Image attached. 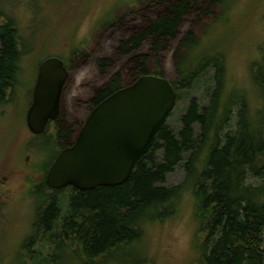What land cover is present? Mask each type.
I'll return each mask as SVG.
<instances>
[{"label":"trees","instance_id":"trees-1","mask_svg":"<svg viewBox=\"0 0 264 264\" xmlns=\"http://www.w3.org/2000/svg\"><path fill=\"white\" fill-rule=\"evenodd\" d=\"M231 2L139 0L140 7L149 10L154 5L158 9L150 12L121 51L128 56L149 44L150 53L132 57L123 71L97 92L92 108L142 76L164 77L158 55L177 39L183 19L191 14L206 33L201 39L197 26L193 27L180 42L177 81L171 83L177 104L184 93L197 87L207 103L192 98L178 132L167 126L174 109L152 149L122 186L52 192L44 181L35 185L32 192L44 195L45 208L37 212L34 234L22 246L21 263L24 250L30 264H62L68 253L72 261L99 264L122 246L131 247L142 240L146 223L168 217L171 204L190 193L196 201L199 232L205 238L198 264H264V47L250 66L251 88L244 90L229 87L226 56L217 41L207 40L213 26L226 22ZM207 20L212 23L205 26ZM117 23L123 24V20ZM0 43L3 104L15 86L24 56L21 37L10 20L0 22ZM74 52L73 65L87 56L84 50ZM110 65L99 62L103 71ZM64 116L61 111L54 125L60 150L75 139ZM52 161L41 175L48 172ZM179 167L186 173L183 183L165 188L168 177ZM62 193L68 197L61 198ZM36 241L50 248L44 258L30 251Z\"/></svg>","mask_w":264,"mask_h":264},{"label":"rangeland","instance_id":"rangeland-1","mask_svg":"<svg viewBox=\"0 0 264 264\" xmlns=\"http://www.w3.org/2000/svg\"><path fill=\"white\" fill-rule=\"evenodd\" d=\"M230 4L226 22L213 26L207 40L217 41L226 56L229 87L250 90V66L264 47V0H232ZM140 6L139 0H0V22L12 21L24 52L15 86L6 102L0 104V264H30L24 250L20 262V251L34 234L36 214L45 208V198L32 192L34 185L27 182L26 176L33 168L43 172L60 148L56 137L36 138L27 126L39 66L52 57L65 62L69 79L61 111L76 137L92 111L97 92L120 74L132 57L150 53L149 44L128 56L121 51L135 31L143 27L150 12L158 9L154 5L149 10ZM120 19L123 24H115ZM206 23L205 26L212 21ZM193 27L202 39L206 29L196 25L195 14L188 15L179 27L177 39L158 55L164 77L170 82L177 81L176 52L180 42ZM82 49L86 58L73 65V52L83 53ZM100 61L111 65L103 71ZM195 97L207 103L200 87L184 93L168 127L181 130L180 120ZM185 177L179 167L164 187L179 186ZM64 193L61 198L68 197ZM195 202L190 193L175 200L167 210L168 217L145 224L142 240L131 247L122 246L99 264H138L145 260L149 264H198L205 238L195 219ZM37 241L30 251L44 258L50 248ZM61 263L82 264L72 261L69 253Z\"/></svg>","mask_w":264,"mask_h":264},{"label":"water","instance_id":"water-1","mask_svg":"<svg viewBox=\"0 0 264 264\" xmlns=\"http://www.w3.org/2000/svg\"><path fill=\"white\" fill-rule=\"evenodd\" d=\"M69 71L52 57L38 69L27 126L41 135L57 119ZM177 92L165 77L142 76L98 104L81 126L72 147L63 151L47 176L52 190L80 192L127 183L152 149L177 104Z\"/></svg>","mask_w":264,"mask_h":264},{"label":"flooded vegetation","instance_id":"flooded-vegetation-1","mask_svg":"<svg viewBox=\"0 0 264 264\" xmlns=\"http://www.w3.org/2000/svg\"><path fill=\"white\" fill-rule=\"evenodd\" d=\"M0 45H1V43H0ZM69 79V78H68ZM94 108H92V110H93ZM58 118V117H57ZM57 120V119H56ZM56 120H54V121H50L48 124H47V127H46V129H45V131L41 134V135H34V134H32L34 137H36V138H42V137H50V139L51 138H53V137H56V139L58 138V130H56L55 128L54 129H52V127L56 124ZM49 134H51V136L49 135ZM72 147V140H71V142H70V145L68 146V147H65V149H62L61 151H60V148H59V150H58V152L56 153V155L54 156V158H53V162H52V164H51V166H50V168H49V170H48V172L46 173V174H44L43 173V177L42 178H39V176L38 175H40V169H32V170H30V173L28 174V176H26V179L27 180H29V182H32L33 183V185L35 186V185H37L38 183H41V182H45V185L46 186H48L47 185V176H48V173H49V171H50V169H51V167L53 166V164H54V162L56 161V159L59 157V155L63 152V151H65V150H67V149H69V148H71ZM60 151V152H59ZM67 189H69V190H76V189H74V188H72V187H67V188H65V189H62V190H67ZM97 189H99V188H97ZM52 190V189H51ZM62 190H52V192H55V191H62ZM96 190V189H95ZM49 194H51V196L53 195V193H49Z\"/></svg>","mask_w":264,"mask_h":264}]
</instances>
